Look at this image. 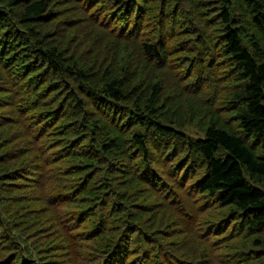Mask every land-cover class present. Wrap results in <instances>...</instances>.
<instances>
[{
    "label": "trees",
    "instance_id": "16d2710c",
    "mask_svg": "<svg viewBox=\"0 0 264 264\" xmlns=\"http://www.w3.org/2000/svg\"><path fill=\"white\" fill-rule=\"evenodd\" d=\"M264 264V0H0V264Z\"/></svg>",
    "mask_w": 264,
    "mask_h": 264
},
{
    "label": "water",
    "instance_id": "95a60500",
    "mask_svg": "<svg viewBox=\"0 0 264 264\" xmlns=\"http://www.w3.org/2000/svg\"><path fill=\"white\" fill-rule=\"evenodd\" d=\"M23 264H37V262L36 261H31V262H24Z\"/></svg>",
    "mask_w": 264,
    "mask_h": 264
}]
</instances>
